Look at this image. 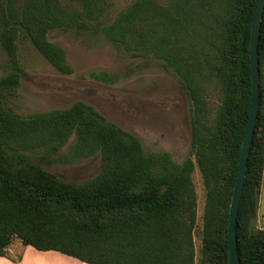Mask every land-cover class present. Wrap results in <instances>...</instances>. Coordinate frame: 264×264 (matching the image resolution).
I'll list each match as a JSON object with an SVG mask.
<instances>
[{
	"label": "trees",
	"instance_id": "trees-1",
	"mask_svg": "<svg viewBox=\"0 0 264 264\" xmlns=\"http://www.w3.org/2000/svg\"><path fill=\"white\" fill-rule=\"evenodd\" d=\"M256 0H135L111 16V0H0V47L10 71L0 88L18 84L16 42L28 38L62 74L71 73L52 29L100 34L125 50L149 52L177 76L190 101V152L178 163L145 152L139 139L92 106L23 117L0 101V255L13 238L87 264H228L226 230L239 151L250 105L249 38ZM157 27L167 30L166 35ZM197 39L206 58L191 60L182 41ZM264 61V11L258 41ZM220 85L214 118L198 85L203 69ZM262 93L237 214L240 264H264V229L253 224L263 159ZM73 135L72 157L99 153L100 172L68 182L24 151L55 153ZM204 187L200 260L195 262L196 201L191 172Z\"/></svg>",
	"mask_w": 264,
	"mask_h": 264
},
{
	"label": "rangeland",
	"instance_id": "rangeland-1",
	"mask_svg": "<svg viewBox=\"0 0 264 264\" xmlns=\"http://www.w3.org/2000/svg\"><path fill=\"white\" fill-rule=\"evenodd\" d=\"M135 0H111V16ZM162 35L167 30L157 27ZM47 39L63 48L69 74L58 72L37 52L28 38L16 42L20 66L18 84L0 88L2 105L20 116L53 109L69 108L82 101L92 106L108 122L136 136L145 152L164 151L180 163L190 152V101L177 76L166 68L163 60L151 53L125 50L100 34L73 29H52ZM184 55L200 61L207 57V48L197 39L182 41ZM10 71L7 55L0 47V77ZM197 77L198 85L214 118L220 105V85L204 68ZM264 100V61L259 64V94ZM264 122V103L262 105ZM73 135L55 152L40 147L24 151L30 161L40 163L57 178L82 182L97 175L103 167L99 153L90 157H72ZM196 201V223L193 229L195 262L200 260L202 215L205 187L195 166L191 172ZM253 224L264 229V127L263 159L257 207ZM17 257V255H16Z\"/></svg>",
	"mask_w": 264,
	"mask_h": 264
},
{
	"label": "water",
	"instance_id": "water-1",
	"mask_svg": "<svg viewBox=\"0 0 264 264\" xmlns=\"http://www.w3.org/2000/svg\"><path fill=\"white\" fill-rule=\"evenodd\" d=\"M263 11H264V0H256L253 9L251 25H250V38H249V70H250V81H251L250 105H249L247 122L239 151L237 171H236L235 181H234L229 209H228L227 230H226L228 264H240V258L237 249L236 225H237L238 206L242 195L244 179L246 174L247 160H248L251 141L253 137L255 121L258 114V101H259L258 41H259L260 26H261Z\"/></svg>",
	"mask_w": 264,
	"mask_h": 264
},
{
	"label": "crops",
	"instance_id": "crops-1",
	"mask_svg": "<svg viewBox=\"0 0 264 264\" xmlns=\"http://www.w3.org/2000/svg\"><path fill=\"white\" fill-rule=\"evenodd\" d=\"M17 255V257H16ZM0 264H87L77 258L55 250H37L30 245H23L19 239L13 238L0 255Z\"/></svg>",
	"mask_w": 264,
	"mask_h": 264
}]
</instances>
